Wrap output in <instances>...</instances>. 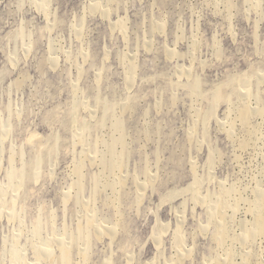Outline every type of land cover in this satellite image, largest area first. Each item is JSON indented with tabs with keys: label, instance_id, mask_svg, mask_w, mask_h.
Segmentation results:
<instances>
[{
	"label": "rangeland",
	"instance_id": "rangeland-1",
	"mask_svg": "<svg viewBox=\"0 0 264 264\" xmlns=\"http://www.w3.org/2000/svg\"><path fill=\"white\" fill-rule=\"evenodd\" d=\"M0 81V264H264V0H0Z\"/></svg>",
	"mask_w": 264,
	"mask_h": 264
},
{
	"label": "bare ground",
	"instance_id": "bare-ground-1",
	"mask_svg": "<svg viewBox=\"0 0 264 264\" xmlns=\"http://www.w3.org/2000/svg\"><path fill=\"white\" fill-rule=\"evenodd\" d=\"M33 1V0H32ZM115 4V3H114ZM36 8L37 10H40L41 13H44L45 16L47 17V19L49 18V15H50V12H49V9L46 7V6H39V5H36ZM95 14V13H94ZM81 39V38H80ZM23 53L25 54V57H28L30 54V52L24 50ZM23 54V55H24ZM176 55V54H175ZM51 62V61H50ZM53 62H55V60H53ZM53 64V63H52ZM56 63H54L53 65H55ZM58 64V63H57ZM11 65V64H10ZM14 67H16L17 65L14 64L13 65ZM56 66V65H55ZM57 67V66H56ZM28 80V77L26 76H23V79L21 80H18L16 82V85L17 86H23ZM3 81V80H2ZM2 81H0V87H1V84H2ZM6 102L4 101H1L0 105L3 107L5 105ZM245 105V104H244ZM1 111V109H0ZM2 112V111H1ZM240 118L242 117V119L247 123L248 120H249V116H250V113H249V110L248 108H244L241 110V114H240ZM18 117V116H17ZM251 117V116H250ZM262 117V116H261ZM241 121V120H240ZM256 122V121H255ZM249 126V125H248ZM197 130V129H196ZM251 134V133H250ZM4 138V137H3ZM7 137H5L6 139ZM83 139V138H82ZM12 142L18 146L20 149L22 150H26L27 147L30 145L28 142H27V133L26 135L22 134V131H21V126L19 125L18 127H16L13 131V135H12ZM83 142V141H82ZM29 150L27 149L25 152L23 153H28ZM122 167V166H121ZM0 171H1V167H0ZM76 174H78V172L75 170ZM264 177V176H263ZM23 178V177H22ZM77 178V177H76ZM21 179V178H20ZM256 179V178H255ZM43 180V179H42ZM42 182V181H41ZM92 184H93V181H92ZM88 185V184H87ZM34 187V186H33ZM32 185L31 186H28L26 188V192L23 196V203H24V217H23V220H25L27 226L31 229V230H36L37 228L41 227V220H46L48 222H51L54 217H60V213L58 212V207L55 205V204H48V203H45L44 201H42L40 198L38 197H35V200L33 199V188ZM20 190V188H19ZM70 191V190H69ZM260 194V193H259ZM15 195V193H14ZM18 195V194H17ZM16 196V195H15ZM20 196V195H19ZM13 197V196H12ZM63 198V197H62ZM13 200V199H12ZM11 200V202H12ZM18 201V200H17ZM64 203H69L71 201V194H68L64 197ZM260 201L262 203V208H264V193L262 192L261 193V197H260ZM117 202V201H116ZM119 202V200H118ZM222 202V201H221ZM261 207V206H259ZM223 209V207H221ZM220 208V209H221ZM262 208H257L255 211V215H254V220L253 222H251V226L253 228L251 229H248L247 230V240H251L253 239L255 236H260V234L262 232H264V212H263V209ZM219 209V208H218ZM5 210V209H4ZM251 210V209H250ZM259 210V211H258ZM7 211V210H6ZM120 211V210H119ZM221 211V210H220ZM227 212V211H226ZM227 214V213H226ZM240 214V213H239ZM54 215V216H53ZM253 215V214H252ZM4 216H0V221L3 219ZM14 217V216H13ZM13 220H10V222H12ZM120 223V222H119ZM121 224V223H120ZM247 224V223H246ZM249 224V225H250ZM88 225L89 226H94L96 225V223L92 220V221H89L88 222ZM118 226H120L118 224ZM221 226V225H220ZM223 226V225H222ZM48 227H44V229L46 230ZM221 228V227H219ZM222 228H225L222 227ZM221 228V229H222ZM104 230V227L103 228H100V230ZM226 229V228H225ZM228 230V229H227ZM126 232V230L124 231V233ZM222 232V233H220ZM224 231L220 230L219 233L217 234V239L220 240V235L223 234ZM226 232V231H225ZM114 234V233H113ZM109 235V234H108ZM99 236V235H97ZM226 236V234H225ZM224 237V235L222 236ZM41 238V236H40ZM66 238V237H65ZM256 238V237H255ZM216 239V240H217ZM230 239V238H229ZM228 239V240H229ZM213 240V239H212ZM237 240V239H236ZM53 245H48L47 248L45 249V251L41 250L39 254H35L36 256V260H37V263L38 264H54L56 261V256L53 255L52 253V250H53V247L56 246L61 252H66V255L69 257L70 255V250L69 248L67 247L66 243L64 242V240H58V238L55 236L53 239ZM66 241V240H65ZM231 241V240H230ZM257 241V240H256ZM264 241V240H263ZM217 242V241H216ZM227 242V241H226ZM44 243H41L40 245H43ZM224 244V243H223ZM34 245V244H33ZM127 245L124 246L123 248V251H127ZM35 248V246L33 247V249ZM192 253H188V256L191 255ZM231 254V253H230ZM252 254V253H251ZM187 256V257H188ZM235 256V255H234ZM66 257V256H65ZM86 258V257H85ZM71 261V260H70ZM181 262V261H180ZM185 263V262H184ZM228 264H231V263H228Z\"/></svg>",
	"mask_w": 264,
	"mask_h": 264
}]
</instances>
